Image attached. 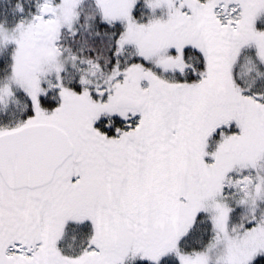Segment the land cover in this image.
<instances>
[{
    "label": "snow or ice",
    "instance_id": "1",
    "mask_svg": "<svg viewBox=\"0 0 264 264\" xmlns=\"http://www.w3.org/2000/svg\"><path fill=\"white\" fill-rule=\"evenodd\" d=\"M0 264H264V0H0Z\"/></svg>",
    "mask_w": 264,
    "mask_h": 264
}]
</instances>
